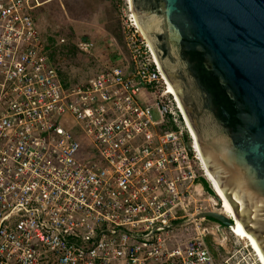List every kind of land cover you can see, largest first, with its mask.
<instances>
[{"label": "built area", "instance_id": "obj_1", "mask_svg": "<svg viewBox=\"0 0 264 264\" xmlns=\"http://www.w3.org/2000/svg\"><path fill=\"white\" fill-rule=\"evenodd\" d=\"M40 5L0 0V264H259L206 217L219 202L128 2L124 54L68 86Z\"/></svg>", "mask_w": 264, "mask_h": 264}, {"label": "water", "instance_id": "obj_2", "mask_svg": "<svg viewBox=\"0 0 264 264\" xmlns=\"http://www.w3.org/2000/svg\"><path fill=\"white\" fill-rule=\"evenodd\" d=\"M129 3L200 158L264 260V0Z\"/></svg>", "mask_w": 264, "mask_h": 264}, {"label": "rangeland", "instance_id": "obj_3", "mask_svg": "<svg viewBox=\"0 0 264 264\" xmlns=\"http://www.w3.org/2000/svg\"><path fill=\"white\" fill-rule=\"evenodd\" d=\"M40 1L41 7L34 9L31 16L51 51L56 52L54 58L58 63V72L61 77L62 74L68 77L66 82H84L91 71L96 70L98 61H105V65L109 66L124 54L121 19L122 11H127L126 0ZM97 31L104 36L100 38L103 54H97L99 57L96 59L92 52L97 50L98 43L86 37V34ZM79 38H87L93 42L95 47L89 55L77 51L75 44ZM60 40H64V43H60ZM224 231L225 236L234 241L228 230ZM232 246V243H228L226 251Z\"/></svg>", "mask_w": 264, "mask_h": 264}, {"label": "bare ground", "instance_id": "obj_4", "mask_svg": "<svg viewBox=\"0 0 264 264\" xmlns=\"http://www.w3.org/2000/svg\"><path fill=\"white\" fill-rule=\"evenodd\" d=\"M132 16L133 19L135 21L136 26L137 22L134 18L133 12ZM139 28V27H138ZM172 92V90H171ZM173 93V92H172ZM174 95V94H173ZM190 128V127H189ZM191 130V129H190ZM192 133V132H191ZM196 147V144H195ZM197 150V148H196ZM198 152V151H197ZM199 154V153H198ZM200 157V156H199ZM202 166L204 168V172H205V176H206V180L208 182V184L210 185V187L212 188L213 192L215 193V195L217 196V198L219 199L220 203H221V215H224L225 217L229 218L230 220L233 221V225L231 227V232L234 236H236L239 240L241 241H245L246 244L248 245V247L251 249V251L254 253L257 261L259 264H264V260L262 259L261 253L257 247V245L255 244V242L247 235L245 234L238 226L237 222L233 219V217L230 215L227 205H226V200L219 188V186L216 184V182L214 181L212 175L207 171L202 159L200 158Z\"/></svg>", "mask_w": 264, "mask_h": 264}, {"label": "crops", "instance_id": "obj_5", "mask_svg": "<svg viewBox=\"0 0 264 264\" xmlns=\"http://www.w3.org/2000/svg\"><path fill=\"white\" fill-rule=\"evenodd\" d=\"M52 1H54V0H51L50 2H52ZM49 3V2H48ZM48 3H46V4H48ZM45 5V4H44ZM41 7V6H40ZM39 30V29H38ZM40 32V31H39ZM41 33V32H40ZM101 36H104V34H102V33H100V32H90V33H87L86 34V37H89V39H93L94 41H97V43H98V46H97V50L96 51H94V53L92 52V55L97 59V57H99L98 55H102L103 53H102V51H103V45H102V42L100 41V38H101ZM85 39H87V38H85ZM88 40V39H87ZM91 41V40H90ZM99 46L101 47V48H99ZM52 54L53 55H51V60H52V62L55 64V65H58V63H57V61L55 60V55H56V52H52ZM98 54V55H97ZM105 61H98L97 63H96V70L95 71H91V73L89 74L90 76L88 77V79H90V78H92L96 73H98L99 71H101V70H103L105 67H106V65H105ZM59 77H60V80H61V82H62V84L64 85V86H68V85H70V83H68V82H66V80L68 81V77H66V76H64L63 74H62V77L65 79H63L60 75H59ZM87 79V80H88Z\"/></svg>", "mask_w": 264, "mask_h": 264}, {"label": "trees", "instance_id": "obj_6", "mask_svg": "<svg viewBox=\"0 0 264 264\" xmlns=\"http://www.w3.org/2000/svg\"><path fill=\"white\" fill-rule=\"evenodd\" d=\"M54 50H56V49H54ZM52 52L54 53V51H52ZM51 55H53V54L51 53ZM200 183L202 184L204 190H205L209 195H213L212 191H211L210 188H209V185H208L207 181H205L204 179H201V180H200Z\"/></svg>", "mask_w": 264, "mask_h": 264}, {"label": "flooded vegetation", "instance_id": "obj_7", "mask_svg": "<svg viewBox=\"0 0 264 264\" xmlns=\"http://www.w3.org/2000/svg\"><path fill=\"white\" fill-rule=\"evenodd\" d=\"M126 2H128L129 6H130L129 0H126ZM130 10H131V12H132L131 6H130Z\"/></svg>", "mask_w": 264, "mask_h": 264}, {"label": "clouds", "instance_id": "obj_8", "mask_svg": "<svg viewBox=\"0 0 264 264\" xmlns=\"http://www.w3.org/2000/svg\"><path fill=\"white\" fill-rule=\"evenodd\" d=\"M208 183V182H207ZM212 193H213V191H212ZM214 194V193H213Z\"/></svg>", "mask_w": 264, "mask_h": 264}]
</instances>
